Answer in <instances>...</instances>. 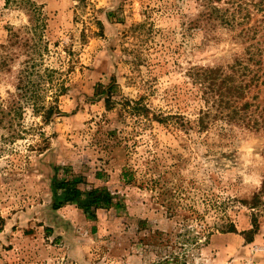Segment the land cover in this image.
<instances>
[{"label": "rangeland", "instance_id": "1", "mask_svg": "<svg viewBox=\"0 0 264 264\" xmlns=\"http://www.w3.org/2000/svg\"><path fill=\"white\" fill-rule=\"evenodd\" d=\"M215 6L232 25L194 26L199 0H0V264H264V132L201 80L260 67L262 103L264 0ZM71 174L118 207L54 209Z\"/></svg>", "mask_w": 264, "mask_h": 264}, {"label": "trees", "instance_id": "2", "mask_svg": "<svg viewBox=\"0 0 264 264\" xmlns=\"http://www.w3.org/2000/svg\"><path fill=\"white\" fill-rule=\"evenodd\" d=\"M199 2L203 11L194 22V26H200L204 21L206 23H212L215 20H219L221 21L220 24L227 22L229 25H232L234 22V15L228 20L217 6L212 7L213 2L218 3L220 0H199ZM249 52L251 54L250 59L253 58V55L257 57L256 52L250 50ZM261 61L262 59H258L255 61V64L260 65ZM259 69L260 67L256 71H252L251 76L241 72L238 81H235V77L230 76L219 78V70H204L205 73L201 80L203 81V86L208 89L205 95L211 98V102L215 105L213 116L222 117L224 122L228 125L233 124L242 126L247 128L248 131H253L255 133L264 132V97L262 103L257 102V97H254L256 100L255 103H250L248 101L243 102L251 88L256 87L255 80H259V76L257 75ZM233 73L236 75L238 71L233 69ZM246 76L249 78L247 81H245ZM61 91L62 89H60V92ZM37 96V93H32V95H30V100L33 102L31 106L35 112H42L41 118L43 122L48 123L52 116L57 113V109L53 106L45 107L44 105H40V103H38L39 97ZM107 96L106 103L108 104L110 93H107ZM205 116H211V112L205 114ZM67 170H69V168H66L63 174L66 173ZM71 175L70 178L56 179L53 181L52 187L55 195L54 209H59L66 204H73L77 209L83 212L87 218L95 219L97 210L116 209L118 207V203H114V197L105 188L82 189L80 185L83 184V178L74 176L73 174ZM128 176L127 170L124 169L122 172V179L126 180ZM263 192L264 180L260 192L255 194L249 203L252 209L260 203V197ZM225 232L234 233L235 229L233 225H230Z\"/></svg>", "mask_w": 264, "mask_h": 264}]
</instances>
